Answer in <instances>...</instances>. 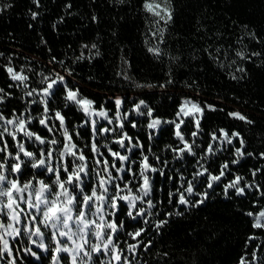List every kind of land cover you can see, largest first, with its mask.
I'll use <instances>...</instances> for the list:
<instances>
[{"label":"snow or ice","instance_id":"6c2138e0","mask_svg":"<svg viewBox=\"0 0 264 264\" xmlns=\"http://www.w3.org/2000/svg\"><path fill=\"white\" fill-rule=\"evenodd\" d=\"M30 4L27 15L35 22L42 0ZM13 7V0H0V16ZM71 8L69 0L66 15ZM137 11L146 51L164 79L135 80L122 56L115 73L127 82L121 94L84 90L78 69L103 55L95 40L79 49L68 45L64 58L48 47L47 60L25 57L24 63L17 50L0 51V264H179L174 249L163 250L175 243L168 238L182 232L185 241L200 239L184 218L218 197L248 218L237 264H264V131H253L264 116L229 110L223 98L208 102L184 93L177 103L169 86L196 49L185 61L168 46L174 0H140ZM64 20L59 16L53 28ZM88 23H100L95 11ZM243 27L238 46L217 36L221 43L201 50L210 63L232 69L233 81L251 79L248 64L264 68V31ZM41 45L47 46L43 36ZM179 83L198 88L195 80ZM158 95L161 103L153 104ZM209 113H222L224 126L206 123ZM244 202L247 209L239 207Z\"/></svg>","mask_w":264,"mask_h":264},{"label":"trees","instance_id":"16d2710c","mask_svg":"<svg viewBox=\"0 0 264 264\" xmlns=\"http://www.w3.org/2000/svg\"><path fill=\"white\" fill-rule=\"evenodd\" d=\"M69 0H42L40 18L32 22L27 15V8L31 6L30 0H13L14 7L3 16H0V51L17 50L21 53L18 58L24 63L25 57L29 60L39 58L48 59L47 48L53 49V53L59 58H64L68 51V45L73 49H79L82 42L95 40L101 45L103 55L98 57L92 65L85 61L78 69L84 90L93 92L122 93V82L115 76L121 69V57L126 56L132 63L130 74L135 80L157 82L164 79L160 73V66L151 59L143 43L145 21L143 15L138 13L137 4L140 0H129L125 5H113L109 0H70L72 8L67 10L72 15H66L64 5ZM177 8L176 23L171 28L168 46L171 50L183 52L184 60L190 59V50L195 59L190 66L186 65L178 70V83L169 90L175 92L176 102L180 95L187 93L197 100L208 102L222 99V104L228 109L239 108L245 113H250L253 118L264 116V68H256L248 64L251 79L245 81H233L228 76L227 67L220 68L208 61L207 55L201 50L207 44L221 43L217 36L223 38V43L236 45V41L245 34L244 25L258 32L264 31V0H174ZM95 11L100 17L99 24L88 23L90 14ZM59 16H65L63 23L53 28V23ZM123 17L121 20L120 18ZM33 23L29 29L27 24ZM203 25V29L197 32ZM206 29V31H204ZM115 31L117 37L111 33ZM8 33H12L9 36ZM215 33L212 39L207 36ZM99 34V36L97 35ZM41 36L47 41V46L40 45ZM123 48V52H121ZM91 76V81L87 77ZM196 85L189 89L183 87L179 81ZM4 75L0 73V86L3 85ZM140 90L129 91V95H135ZM148 91V90H145ZM157 93L159 89L155 90ZM199 91V95H197ZM233 94L239 100L233 99ZM99 103L102 97H94ZM147 98V97H143ZM163 97L159 96L151 101L160 104ZM165 104L170 103L164 101ZM161 111L171 112V108H162ZM206 123L212 127L224 126L222 113L211 114ZM254 132L264 131V120L257 119ZM247 171V166L243 169ZM239 207L247 209L249 205L244 202ZM191 221L193 227L199 231L200 239L195 242L185 241L183 233L181 238L175 236L168 238L175 240L172 244L164 246L163 250L174 249V257L179 264H237L241 255L244 238L249 230L248 218L244 216L238 207L223 198H216L208 203L199 212L184 218L185 227ZM176 229L174 228V231Z\"/></svg>","mask_w":264,"mask_h":264}]
</instances>
